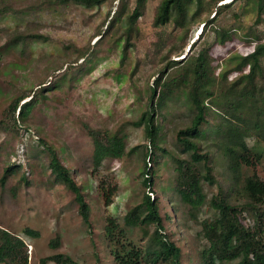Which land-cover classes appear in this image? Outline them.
<instances>
[{"label":"trees","instance_id":"obj_1","mask_svg":"<svg viewBox=\"0 0 264 264\" xmlns=\"http://www.w3.org/2000/svg\"><path fill=\"white\" fill-rule=\"evenodd\" d=\"M148 1L135 0L134 6L130 7V0H119L113 15L109 11L108 30L97 33L102 38L97 45L75 49L84 62L59 68L54 79L42 80L36 87L15 94L0 117V133L7 138L21 141L24 138L21 132L25 130L28 133L25 142L27 152H30L28 160L31 171L40 170L34 167L37 166L35 160L38 153L44 150L48 152V169L53 182L64 185L74 195L79 212L88 225L92 216V208L87 200L89 187L77 182L74 177L76 170L63 162L57 149L45 137L39 134L33 136L29 123L37 112H45L56 102L54 91L60 89L63 82L78 78L76 75L83 70L86 60L106 55L104 49H121L117 71L124 70L130 49L135 46L132 38L139 33L138 20L144 16ZM219 1L223 0H161L153 24L155 27L172 24L175 30H188L191 22L204 10L221 15L240 0L218 5ZM246 2L256 11L254 24L259 25L264 21V0ZM105 3L106 0H39L17 7L7 0H0V21L15 14L32 12L60 14L63 8L72 4L100 9ZM237 16L241 17L239 14ZM215 21L214 18L203 21L204 29L198 35V39L204 38L200 48L194 51L195 40L189 43L191 52L184 54L185 58L171 60L166 65V70L161 71L155 85L149 88L150 109L145 110L138 119L127 122V125L145 129L149 147L148 144L143 145L142 185L145 192L141 202L127 211L124 225L113 216L106 218L104 237L116 264H184L181 247L166 232L161 199H152L146 192L147 189L155 191L161 164V158H158L160 151L163 159L171 157L176 172L173 188L182 202L189 206L191 213L194 215V211L205 205L214 210L213 215L201 220L205 242L197 255V264H264V41L254 26L250 27L245 39H240L237 38V30L220 27L214 24ZM207 24L212 28V38L205 37ZM120 29L119 35L117 31ZM186 36L187 32L179 38L182 40ZM39 40L47 41L49 38L41 33L18 32L0 46V59L19 45L25 52L31 42ZM105 40L108 45L104 47ZM236 42L242 46L234 52ZM139 62L135 63L131 76L137 72ZM179 98L186 99L194 112L190 124L176 133L178 146L190 152L191 159L175 155L160 145V141H163L160 134L163 129L162 112L169 102ZM85 129L93 143V176L107 160H120L138 148L128 150L129 135L122 126L112 131L85 124ZM249 139H253L254 143L250 144ZM203 144L207 145L205 149ZM41 146L44 149L40 150ZM211 146L221 156L229 173L231 190L243 196L244 201L232 203L223 191L208 199L204 183L213 184L218 178L215 169L218 161L210 150ZM3 150L0 146V155ZM147 159L153 165L148 166ZM22 168L21 163L8 165L0 177V189H4L8 179L21 171L19 182L30 185L28 175ZM97 187L105 204H112L119 185L103 176ZM17 188L11 187L13 194ZM136 227L141 229L144 237H149L145 247L139 246L128 236V228ZM23 234L27 237L40 235L30 226L24 228ZM49 246L58 249L60 237L51 239ZM28 248L29 244L22 235L0 226V264H30ZM52 262L80 264L70 255L60 252L40 259V264Z\"/></svg>","mask_w":264,"mask_h":264},{"label":"rangeland","instance_id":"obj_2","mask_svg":"<svg viewBox=\"0 0 264 264\" xmlns=\"http://www.w3.org/2000/svg\"><path fill=\"white\" fill-rule=\"evenodd\" d=\"M36 1L39 0H7L17 7ZM229 1L231 0L219 1L218 5ZM134 2L135 0H130V7L134 6ZM160 2L161 0L148 1L144 16L138 20L139 33L132 38L135 46L130 49L124 70L117 71L121 49H104L106 55L86 60L83 70L76 75L78 78L63 82L60 89L54 91L53 98L56 102L45 112H37L29 123L33 136L39 134L45 137L57 149L63 162L76 170L74 177L77 182L89 187L87 200L92 208L90 225L84 222L74 195L64 185L53 182L48 169V152L44 150L43 153H38L35 160L37 166L34 167L40 170L33 172L29 166L30 152H27L25 142L28 133L25 130L21 132L24 136L21 141H13L0 133V146L4 148L0 155V177L8 165L21 163L22 170L31 182L30 185L19 182L21 171L8 179L4 189H0V226L26 239L30 264H40L42 257L59 252L70 255L80 264H116L105 241L104 227L109 216L115 217L124 225L127 211L141 202L145 192L142 185L143 145L148 144L149 147V143L143 127L135 128L127 125V122L138 119L145 110L150 109L149 88L155 85L161 71L166 70L165 67L171 60L183 59L191 52V43L197 40L194 51L200 48L204 38L198 39V35L204 29L205 20L214 18V24L237 30V38L240 39H245L250 27L254 26L264 41V21L257 26L254 24L256 11L246 0L236 2L229 11L221 15L204 10L191 22L188 30H175L172 24L155 27L153 22ZM118 3L119 0H106L100 9H87L72 4L63 8L60 14L32 12L15 14L1 20L0 46L18 32L41 33L48 36L49 40L31 42L25 52H22L19 45L16 50L0 59V117L15 94L36 87L42 80L54 79L59 68L84 62L75 49L97 45L102 39L97 33L108 30L109 11L113 15ZM206 27L205 37L212 38L210 24ZM121 31L120 29L117 33L120 35ZM186 32L187 36L181 40L180 35ZM107 45L108 41L105 40L103 46ZM241 46L240 42H236L234 52L239 51ZM138 61L139 68L131 76V70ZM193 115L186 99L179 98L169 102L161 115L163 129L160 134L163 141H160V145L167 147L175 155L191 159L190 152H185L178 146L176 133L190 124ZM213 117L217 118L216 115ZM85 124L112 131L122 126L129 135L128 150L138 148L120 160H107L97 175L93 176V143ZM249 143L253 144L254 140L249 139ZM206 146L203 144L204 149ZM210 150L218 161L215 168L218 178L213 184L204 183L208 199L223 191L232 203L244 201L243 196L231 190L232 182L221 156L213 146ZM162 157L160 151L158 158H161V164L155 191L147 189L146 192L152 199H161V214L166 232L181 247L182 262L197 264V255L205 242L201 220L213 215L214 210L205 205L194 211L195 216L191 213L189 206L182 202L173 188L176 172L171 157ZM147 161L148 166L153 165L149 159ZM103 176L119 185L110 205L105 204L98 192L97 184ZM16 186L18 188L13 194L11 187ZM26 226L38 230L40 235L25 236L23 230ZM153 229L154 226L151 227ZM128 231V236L139 246L145 247L148 244L149 237H144L140 228H128ZM57 236L60 237V246L54 250L49 246V241Z\"/></svg>","mask_w":264,"mask_h":264}]
</instances>
